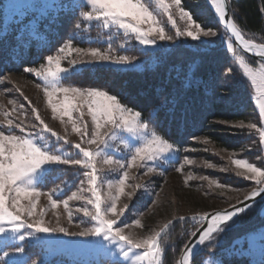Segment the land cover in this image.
Segmentation results:
<instances>
[{"label":"rangeland","instance_id":"374dc122","mask_svg":"<svg viewBox=\"0 0 264 264\" xmlns=\"http://www.w3.org/2000/svg\"><path fill=\"white\" fill-rule=\"evenodd\" d=\"M133 2L146 6L153 14L155 22L145 20L140 25L143 30H147L149 27L156 30L149 38L157 37L158 30L163 28L164 34L173 37V39H157L155 45L145 46L136 38V33L130 30L126 31L116 24L105 27L102 21H85L83 18L85 25H80L78 28L82 33L72 37L85 41H96L97 47L79 45L74 40L67 41L51 55L53 57L51 63L47 60L45 64H40L34 68L38 71L51 68L53 72L57 73L55 77L49 76L47 80L43 77H37L34 72H14L0 78V131H3L6 136L29 137L34 138L38 144L47 143L54 150L52 154L63 155L70 159H83L82 154L74 148V145L80 144L81 147L95 149V144L89 145L86 141L91 138V131L94 128L92 115L95 113L100 118L101 114L94 102L95 97H88L86 92L74 93L71 91L72 87L60 85L61 78L66 75L57 70V59H59L61 69L73 68L72 62L75 61V71L85 66L95 65L143 70L154 65L157 60H152L150 55L138 56L134 51L128 50L138 48L142 51L151 52L156 50L168 51L181 43L196 49H208L221 43L228 49L229 57L236 60L235 62L253 87L252 103L260 115L259 138L261 140V129H264V116L261 114L262 106H264V78H262L264 69L252 63L248 57L238 53L232 39L228 38L227 34L220 29L211 28L216 32L215 36L203 37L201 35V38L197 40L187 35L177 36V30L196 31L195 24H199L204 30L209 29L193 19L191 13L183 7L182 0H180V7L191 15L192 21L195 23L187 21L186 18L181 19L174 0H164L168 5L167 12L157 0H133ZM81 5H87V0H1L0 13L7 25L18 26L20 30L25 31L43 21L55 19L57 14L62 11L75 9H78L80 13L91 11L90 7L89 10H82ZM169 14L172 15L174 23L168 20ZM124 19L125 22L135 23L130 16ZM229 43L232 44L231 49L228 47ZM61 48L64 49L63 52L60 51ZM78 49H83V53L78 52ZM91 49H99L101 54L112 58L128 56L135 57V59L128 63H115L108 60L82 64V61L92 59ZM71 73L73 72H69L67 75ZM253 77H255V82H253ZM53 85H56L57 89L68 88L69 91L64 93L54 90ZM45 88L48 89L49 93H52L51 103ZM104 102L108 103L107 100ZM53 105L56 107L55 112ZM37 114L40 120L44 121V124L36 119ZM9 120L13 121L10 128L7 123ZM101 123L103 125L100 129L101 132L108 131L112 127L110 124H104L103 119H101ZM17 124L20 125L19 128L16 127ZM45 124L52 130L51 132L47 130L41 132ZM227 124L242 126L245 123L230 122ZM85 127L88 129V135L82 137L81 132ZM75 129H80L81 132ZM115 131L116 138L109 140L111 147L104 148L103 153L96 156L92 161L97 169V180L94 187L96 194L101 199L102 214L106 218L116 221L113 229H122L123 235L136 241L149 239L157 232L161 236L174 219L187 214H208L213 210L229 207L233 205L232 202L237 203L238 192L235 188L221 181V173L225 175L235 174L245 178L255 175L248 170V164L264 171V168L259 167L256 163L240 158L238 151L216 146V143L207 136L198 137L193 140L195 143L182 147L168 141L173 145L175 151L166 153L153 161H147L144 167H140L138 162L131 160V151H134V147L130 149L129 146L134 144L135 138L122 129H115ZM57 136L63 139L57 140ZM59 141H67V143L62 144ZM65 144H71L73 148H66ZM134 146L139 145L135 144ZM10 147L11 144L6 141L5 157H7ZM109 157L113 160H121L125 164H131V166L118 168L115 164H107L104 161ZM189 160L192 163H187ZM236 160L243 163L237 165ZM139 163L144 162L139 161ZM62 165L73 166L75 169L68 178L60 180V183L51 189L44 190L39 187V184L45 182L44 180L43 182H36L34 191L29 189L28 195L21 193L17 196L15 192L9 191L6 185L4 190L5 207L16 212V207L12 206L13 197L18 199L17 207L27 209L34 203L35 209L32 216H28L27 211L19 213L22 220L26 223L42 221L43 226L63 227L69 233H79L97 226L98 222L92 219V216H85L83 212V209L87 208L90 213H95L94 203H89V201L95 200V196L90 191L93 185L89 184L85 175L92 169L72 164L46 165L45 167L50 171L55 166ZM150 168L151 171H149ZM124 171L128 172V178L122 185L123 192H119L121 185L117 182L123 177ZM240 173H244V175H240ZM60 175L61 172L59 171L53 177L57 178ZM248 180L252 184L249 190L254 187L257 188L258 185L255 180ZM75 182H77L76 185ZM72 185H74L72 190L63 196L66 189ZM137 185L141 187H137ZM130 192L133 193L131 197L128 196ZM73 193L82 199H76L73 197ZM113 196H118L115 201L117 211L127 206L119 218L111 212L105 213L103 211L106 205L110 206ZM69 197L73 198L69 199ZM53 200L57 201L55 206L52 204ZM65 200L68 201L67 207L64 204ZM262 213H264V205ZM137 220L140 221L139 224L136 223ZM5 227H10V225L5 224ZM29 231H33L34 235L28 237L24 242L12 239L5 243L4 236L0 234V264H5V261L7 264H32V262L29 263L25 251L28 244L32 243L41 248L40 256L43 259L53 254L64 253L72 258L84 260L102 257L119 261L122 264H132L131 259L126 260L120 254L121 246L126 251L127 245L118 239L113 240L111 237L105 239L104 234L80 236L62 232H35L33 229H29ZM21 233H23V229ZM8 235L12 236L13 234L8 233ZM159 237L157 238L158 244ZM244 244V239H239L235 246L236 252L239 255H248L253 264H258L264 255V226L252 231L246 239L247 245L244 246ZM16 246L23 247L24 251L15 253ZM5 251L13 254L5 257L3 254ZM143 251V249H133V253L137 255ZM158 256L159 253L153 254L150 258L152 264H157ZM206 260L209 261V264H219L214 258H207ZM37 264L41 263L37 262ZM141 264H148V260L142 261Z\"/></svg>","mask_w":264,"mask_h":264},{"label":"trees","instance_id":"16d2710c","mask_svg":"<svg viewBox=\"0 0 264 264\" xmlns=\"http://www.w3.org/2000/svg\"><path fill=\"white\" fill-rule=\"evenodd\" d=\"M182 1L183 7L196 22L205 28L220 29L231 39L225 28L217 22L206 0ZM229 5L232 18L243 36L264 44V0H229ZM80 8L89 10L87 5H81ZM77 24L85 25L78 9L59 12L55 19L43 21L25 31L18 26L7 25L0 13V78L45 64L47 57L69 40L79 45L97 47L96 41L72 37L82 33L76 27ZM128 51H134L138 56L150 55L152 60L157 61L143 70L105 65L85 66L62 77L60 85L81 90L97 89L116 96L123 105L141 112L142 118L151 123L157 134L179 147L195 143L193 140L198 137L207 136L216 146L238 151L240 158L264 168V143L259 138L261 120L252 103L253 87L236 60L229 57L228 49L223 44L196 49L181 43L168 51L151 52L138 48ZM248 59L261 66L257 60ZM228 69H231L230 73ZM230 122L245 124L231 126L227 124ZM65 147L73 148L71 144H65ZM74 169L69 165L55 166L39 187L44 190L55 187L60 180L68 178ZM59 171L60 177L54 178L53 175ZM220 179L236 189L237 201L251 191V181L243 176L221 173ZM73 187L66 189L63 196ZM263 205L264 199L227 226L225 231L214 234V254L210 255L209 248L201 245L193 254L191 264H204L207 258L217 259L219 264H253L248 255H239L235 246L241 238L246 246L248 235L264 226ZM182 217L185 219H174L159 237L161 255L159 251L157 264H179L181 253L192 237L191 233L202 223L196 214ZM40 250L37 244H28L25 251L29 263L122 264L109 258L84 260L64 253L43 259ZM258 264H264V255Z\"/></svg>","mask_w":264,"mask_h":264},{"label":"snow or ice","instance_id":"6c2138e0","mask_svg":"<svg viewBox=\"0 0 264 264\" xmlns=\"http://www.w3.org/2000/svg\"><path fill=\"white\" fill-rule=\"evenodd\" d=\"M157 2L165 12L168 11V5L164 2V0H157ZM174 3L179 9L181 19L186 18L187 21L195 23L192 21L191 15L185 12L182 7H180V0H174ZM87 6L90 7L91 11H82L80 13L85 21H102L105 27H108L110 24H116L126 31L130 30L131 32L136 33V38L141 42V44L145 46L155 45L157 43V39H173V37L166 36L164 34L163 28L158 30L157 37L149 38L150 35L156 30L152 27H149L147 30H143L140 25L145 20L155 22L153 14L146 6L141 5L138 2L134 3L133 0H87ZM217 12L219 13L221 21H225L226 8L222 5L218 6ZM129 16L133 21H135V23L125 22L124 18ZM168 20L174 23L171 14H169ZM225 23L226 26L231 29L236 39L242 41L245 48L252 47L251 43L244 39L241 31L234 23L231 21H226ZM76 27L79 28L80 25L77 24ZM195 28L196 31L177 30L176 35H187L194 40L200 39L201 35L203 37H212L216 35V32H214L211 28L204 30L199 24H195ZM228 47L231 49L232 44L229 43ZM60 51L63 52L64 49L61 48ZM77 51L83 53L84 50L78 49ZM90 51L92 59L82 61V64L108 60H111L115 63H128L135 59V57L128 56L112 58L108 55L101 54L99 49H91ZM262 54H264V49H262ZM47 60L49 63H51L53 61V57L48 56ZM72 64L73 68L71 69H61L59 59H57L56 67L58 71L64 72L65 75H67L69 72H75L76 62L73 61ZM262 68H264V66H262ZM25 71L34 72L37 77H43L45 80H47L49 76L55 77L57 75V73L53 72L51 68L43 69L42 71H38L34 68H26ZM227 72L230 73L231 69H228ZM262 78H264V72H262ZM5 79H7V77H5ZM253 82H255V77H253ZM53 89L63 91L64 93H68L69 91L68 88L57 89L56 85H53ZM71 91L74 93L86 92L88 97L96 98L94 102L96 103L97 110L100 112L101 116L98 118L95 113L92 115L94 128L91 131V138L86 141L87 144H95L96 147L95 149H90L87 147H81L80 144H75L74 148L79 150L83 156V159H70L63 155L52 154L54 150L47 143L38 144L34 138L29 137L6 136L3 131H0V234L4 236L5 243L12 239L24 242L28 237H32L34 235V232L29 231V229H33L35 232H62L69 235L80 236H98L104 234L105 239L111 237V239H118L127 245L126 251L124 250V247L121 246L120 254L124 256L126 260L131 259L132 264H141V262L146 259L148 260V264H152V260L150 258L154 253L158 254L160 251L157 239L160 236V233L157 232L149 239L136 241L126 235H123L122 229H113V225L116 221L113 219H108L104 214H102L101 199L100 196L96 194V188L94 187L97 180V169L92 161L96 156H100L103 153L104 148L111 147L109 140H114L116 138L115 129H122L135 138L134 144L129 146L130 149L134 147V151H131V160L133 162H138V166L140 167H144L147 161H153L161 156H164L166 153L175 151V149L172 144L157 134L155 128L149 121L142 118L141 112L134 111L133 109L128 108L126 105H123L116 96L108 95V93L99 91L97 89L81 90L73 88ZM45 92L49 96V102L51 103L52 93H49L47 88H45ZM104 100H107L108 103H105ZM53 111H56L55 105H53ZM261 114L264 116V106H262ZM36 119L40 120L38 114ZM101 119H103L104 124H110L112 126L108 129V131H100V129L103 127ZM7 123L10 128L13 121L9 120ZM40 123L44 124V121L40 120ZM16 127L19 128L20 125L17 124ZM250 127H255V125H250ZM44 130H47L48 132L52 131L46 124L44 125V128L41 130V132ZM75 130L81 132L80 129ZM52 134L56 135L55 133ZM81 135L82 137L88 135V129L86 127L81 132ZM61 139L63 138L57 136V140ZM6 141L11 144L7 157H5ZM261 141L264 142V129H261ZM65 142L67 143V141ZM135 144H138L139 146H134ZM139 161H143L144 163H139ZM104 162L107 164H115L118 168H127L131 166V164H125L121 160H113L111 157L106 159ZM187 163H192V161L189 160ZM235 163L240 165L243 162L236 160ZM56 164L81 165L85 168L92 169L91 172L85 173V175L88 178L89 184L93 185L90 191H92L93 195L95 196V200L89 201V203H94L95 213H90L87 208L83 209V212L85 216H92V219L98 222L97 226L91 229H85L79 233H69L68 230L63 227L52 228L43 226L42 221L26 223L24 220H22L19 213L27 211L28 216H32L35 209L34 203H32L27 209L23 207H17L18 199L17 197H13L12 206L16 207V212L10 211L5 207L4 190L6 185L8 186V190L15 192L17 196H19L21 193L28 195L29 189L34 191V185L36 182H43L47 178L46 173L49 171V169L45 166ZM247 168L249 171L255 174L247 178L255 180L257 185H262L261 187L253 188L244 198L245 200H252L254 197L264 193V171L252 164H248ZM151 170L152 169L150 168L149 171ZM240 175H244V173H240ZM127 178L128 172L124 171L123 177L117 182L119 185H121L119 192H123L122 185L125 183ZM137 187L141 186L137 185ZM132 195L133 193H128L129 197ZM73 197L76 199H82V197L77 196L76 193H73ZM73 197H69V199ZM116 199H118V196H113L110 206L106 205L103 211L105 213L111 212L115 214L117 218H119V216L123 215L127 206L117 211L115 203ZM56 203L57 201H52L53 206H55ZM239 203H243V201H240ZM64 204L65 207H67L68 201L65 200ZM230 207L233 210H227L223 213H214L210 219L206 220V226H202V228L191 233V236L195 237L197 236V232H199V237L194 245L185 246L184 264H189L190 257L194 254V249L199 245L207 246L209 248V254L213 255L215 252L213 242L216 239L214 234L225 231V227L223 225H226L228 222L232 221L235 216L243 213L248 207H251V205H244V207ZM206 217L207 214H205L204 217H201V219L205 220ZM180 219L183 220L185 218L181 217ZM193 219H195V217H193ZM136 223L139 224L140 221L137 220ZM5 224L10 225V227H5ZM22 229L23 233H21ZM161 231H163V229H161ZM8 233H12L13 235L9 236ZM133 249H143L144 251L137 255L136 253H133ZM23 251L24 248L21 246H16L14 249L15 253H20ZM3 254L5 257H8L13 253L5 251ZM5 264H7L6 261ZM32 264H37V262L33 261ZM204 264H209V261L205 260Z\"/></svg>","mask_w":264,"mask_h":264},{"label":"water","instance_id":"95a60500","mask_svg":"<svg viewBox=\"0 0 264 264\" xmlns=\"http://www.w3.org/2000/svg\"><path fill=\"white\" fill-rule=\"evenodd\" d=\"M222 1V6H224L226 8V16H225V21H221L220 17H219V13L217 12V10L213 7L212 5V0H206L207 4L209 5V7L211 8L212 12L214 13L215 17H216V20L217 22L223 27L225 28V30L228 32L229 36L231 37L234 45H235V48L237 50H239L241 53H243L244 55L250 57V58H253L255 60H257L260 64H261V67L264 66V54H262V49H264V44L262 43H258V42H255L253 40H249V39H246L244 36V39L248 40L252 47H249V48H245L242 41L240 40H237L236 37L233 35L232 31L230 28H228L226 26V21H231L232 23L235 24L233 18H232V15H231V12H230V5H229V0H221ZM236 25V24H235ZM237 27V26H236ZM243 35V34H242ZM264 69V68H262ZM262 186V185H261ZM260 186V187H261ZM245 197H243L240 201H243V203H239L240 201H238L237 203L231 205V206H236V207H244V205H251V207L255 204H257L258 202H260L261 200L264 199V193H261L259 196L257 197H254L252 200H245L244 199ZM251 207H248L243 213H245L248 209H250ZM227 210H233L230 206L229 207H226V208H220V209H216V210H213L211 211L210 213L207 214V217L205 220H202L201 217H204L205 214L203 215H198L200 221H202L201 225L199 226L198 229L202 228V226H206V220L210 219L211 216L214 214V213H217V212H220V213H223ZM243 213L241 214H238L237 216H235L233 218L232 221L228 222L226 225H223L224 227L229 225L230 223L234 222L237 218H239ZM197 231V230H196ZM199 237V232H197V236L195 237H191L190 240L188 241V243L186 244V246H192L195 244L196 240L198 239ZM200 247L197 246L195 249H194V253L197 251V249ZM184 254H185V248L183 249L182 253H181V256H180V260H179V264H184ZM193 256V255H192ZM192 256L190 257V261H189V264H191V260H192Z\"/></svg>","mask_w":264,"mask_h":264},{"label":"bare ground","instance_id":"6f19581e","mask_svg":"<svg viewBox=\"0 0 264 264\" xmlns=\"http://www.w3.org/2000/svg\"><path fill=\"white\" fill-rule=\"evenodd\" d=\"M212 5L217 10V7L222 5V1L221 0H212Z\"/></svg>","mask_w":264,"mask_h":264}]
</instances>
